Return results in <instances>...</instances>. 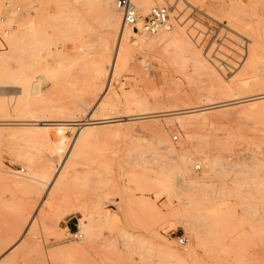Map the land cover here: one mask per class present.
<instances>
[{
  "label": "rangeland",
  "instance_id": "1",
  "mask_svg": "<svg viewBox=\"0 0 264 264\" xmlns=\"http://www.w3.org/2000/svg\"><path fill=\"white\" fill-rule=\"evenodd\" d=\"M102 1L0 0V264H264V0Z\"/></svg>",
  "mask_w": 264,
  "mask_h": 264
},
{
  "label": "built area",
  "instance_id": "2",
  "mask_svg": "<svg viewBox=\"0 0 264 264\" xmlns=\"http://www.w3.org/2000/svg\"><path fill=\"white\" fill-rule=\"evenodd\" d=\"M116 7L122 14L123 27L129 28L132 33L152 36L171 28L169 9L165 6L152 7L145 15L136 9L131 0H117ZM176 139L174 136L173 141ZM179 243L185 244L183 239Z\"/></svg>",
  "mask_w": 264,
  "mask_h": 264
},
{
  "label": "bare ground",
  "instance_id": "3",
  "mask_svg": "<svg viewBox=\"0 0 264 264\" xmlns=\"http://www.w3.org/2000/svg\"><path fill=\"white\" fill-rule=\"evenodd\" d=\"M132 1V0H131ZM116 2L117 1H115V0H103L102 1V3L106 6V7H113L114 8V10L116 9V11H118L120 14H121V12L117 9V7H116ZM132 3H133V1H132ZM137 3V4H136ZM134 4V3H133ZM135 4H136V9L139 11V9H138V7L139 6H143V4H144V2H143V0L141 1H139V0H137L136 2H135ZM134 4V5H135ZM138 6V7H137ZM106 10V9H105ZM140 12V11H139ZM120 14H114V13H112L110 16H111V21H112V23H113V25L114 26H119V24H120V19H121V26L123 27V24H122V14H121V18H120ZM142 14V13H141ZM169 23H170V14H169ZM170 25H171V23H170ZM171 27H172V25H171ZM125 28H127V27H123V30L125 29ZM30 29V28H29ZM127 29H129V28H127ZM171 29V28H170ZM170 29L169 30H164V31H170ZM130 30V29H129ZM128 32H130V31H128ZM127 32V37H129L130 35H129V33ZM163 32V31H162ZM126 35V34H125ZM158 35H159V33L158 34H156V35H154V36H156V37H158ZM163 35V34H162ZM150 36V35H149ZM153 36V35H152ZM133 37H135L134 38V40L131 42L130 41V43H132V46H136L137 44H139L140 42H144L145 41V37H138V34H135L134 33V36ZM132 37V38H133ZM160 38V37H159ZM162 38V37H161ZM163 40V39H162ZM128 41V40H127ZM156 41H157V39H156ZM137 43V44H136ZM143 45V43H140V45ZM145 44V43H144ZM130 47V46H129ZM138 47H139V45H138ZM138 47H136V48H138ZM112 53V52H111ZM109 59V57L107 58V61H106V63H108L109 65H111V67L113 68L112 69V73L113 74H115V71H116V69L117 68H120V64H117V63H110V59ZM109 61V62H108ZM115 62V61H114ZM124 64V63H123ZM106 65V64H105ZM110 67V68H111ZM109 68V67H108ZM121 69V68H120ZM145 69L146 70H148L149 68L147 67V66H145ZM108 70V69H107ZM118 70V69H117ZM99 72V71H98ZM108 92V88L106 89L105 88V90H104V93L105 92ZM134 95V94H133ZM120 99H118L117 101H119ZM136 101V100H135ZM141 102V101H140ZM132 104H134V101H132L131 102ZM128 105H131L130 103H128ZM135 105V104H134ZM223 106V105H222ZM221 107V106H220ZM224 107V106H223ZM212 108V107H211ZM210 108V109H211ZM214 108V107H213ZM208 109V108H207ZM206 109V110H207ZM199 111V110H198ZM197 110H196V112H198ZM201 111H204V110H201ZM200 111V112H201ZM193 112H195V111H186V112H184V113H193ZM199 112V113H200ZM202 113V112H201ZM204 113V112H203ZM202 113V114H203ZM149 114V113H148ZM153 117V116H152ZM141 118V117H140ZM146 118V117H145ZM144 119V118H143ZM129 120H131V119H129ZM139 120V119H138ZM46 121V120H45ZM45 121L43 120V121H39V123H36L37 121H35V124H33V125H31V126H36V127H39L40 129H45L46 127H50V126H55V127H57V129L58 130H61L63 127H65V126H72V127H76V128H80V127H84V126H97V125H101V124H107V123H113V122H117V123H121V122H123V121H127L126 119H123V120H116V121H110V120H108V119H106V118H104V119H102V122H98V123H76V124H69V125H64V124H47V123H45ZM51 122V121H50ZM3 125V124H2ZM5 125V124H4ZM189 125V124H188ZM1 126V125H0ZM154 128V127H153ZM10 129V128H9ZM45 131V130H44ZM20 132V131H19ZM26 133L28 132V131H25ZM157 132V131H156ZM48 133V132H47ZM47 133L45 132L44 134L42 133V132H40V131H29L26 135L24 134V135H22L23 136V138H28V139H33V140H36V141H39V142H44V143H48L49 142V136L47 135ZM61 133V132H60ZM12 134V133H11ZM16 134L14 133V134H12V136H15ZM169 151V150H168ZM173 151V150H172ZM171 153V152H170ZM203 160V159H202ZM206 161V160H205ZM204 161V162H205ZM205 164H207V163H205ZM209 166V165H208ZM208 168V167H207ZM21 172H23V170H21ZM80 234L78 235V238H80ZM179 241L180 240H178V244H180L179 243ZM182 247H184L186 244H180ZM183 250L184 251H187V247H184L183 248Z\"/></svg>",
  "mask_w": 264,
  "mask_h": 264
},
{
  "label": "crops",
  "instance_id": "4",
  "mask_svg": "<svg viewBox=\"0 0 264 264\" xmlns=\"http://www.w3.org/2000/svg\"><path fill=\"white\" fill-rule=\"evenodd\" d=\"M68 229V228H67ZM69 230V229H68ZM70 232V231H69Z\"/></svg>",
  "mask_w": 264,
  "mask_h": 264
}]
</instances>
